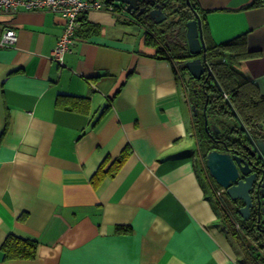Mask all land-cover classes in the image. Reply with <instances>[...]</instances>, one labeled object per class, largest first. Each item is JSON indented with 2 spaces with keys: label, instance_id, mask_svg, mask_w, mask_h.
<instances>
[{
  "label": "crops",
  "instance_id": "1",
  "mask_svg": "<svg viewBox=\"0 0 264 264\" xmlns=\"http://www.w3.org/2000/svg\"><path fill=\"white\" fill-rule=\"evenodd\" d=\"M198 3L206 45L246 33L240 70L264 92V0ZM78 23L60 63L64 17L0 8V39L18 35L0 45V264L263 261L201 159L175 60L128 5ZM9 236L35 257H5Z\"/></svg>",
  "mask_w": 264,
  "mask_h": 264
},
{
  "label": "trees",
  "instance_id": "2",
  "mask_svg": "<svg viewBox=\"0 0 264 264\" xmlns=\"http://www.w3.org/2000/svg\"><path fill=\"white\" fill-rule=\"evenodd\" d=\"M167 3L165 12L168 17L161 23H155L147 14L138 15L136 10L131 12L136 14L145 26L147 40L158 44L161 55L172 57L178 66L187 99L192 107L193 134L199 143L201 159L206 164L209 151L224 150L229 141L242 142L248 140V136L258 138L264 135V92L255 80L240 70V62L255 53L247 49L246 33L207 45V61L214 77L205 73L201 79H196L185 63L197 56L190 52L188 46L168 44L166 40L175 27L186 38L187 22L194 18V11L201 14L203 11L198 0H168ZM206 119L208 127L215 125L219 132L207 129ZM219 137L225 139L224 145L218 143ZM211 179L215 181L214 178ZM215 186L219 189L216 181ZM221 202L226 206L224 200ZM235 230H238L236 226ZM241 230L247 236L255 233L254 229L245 224L241 225ZM260 247L264 250V244ZM3 249L7 258H33L36 255L37 243L9 236Z\"/></svg>",
  "mask_w": 264,
  "mask_h": 264
},
{
  "label": "water",
  "instance_id": "3",
  "mask_svg": "<svg viewBox=\"0 0 264 264\" xmlns=\"http://www.w3.org/2000/svg\"><path fill=\"white\" fill-rule=\"evenodd\" d=\"M125 2L129 9L135 11L139 8L140 0H119ZM148 2L149 0H141ZM146 7H141L139 14L143 13ZM147 15L152 18L155 23H161L167 19L168 15L163 10V5L157 3L156 7L151 9ZM195 18L187 22V32L186 41H183V46H188L190 52L197 56L185 63L189 72L196 79H201L205 73L209 76L214 74L207 61V45L204 39L202 18L197 11H194ZM205 125L207 129L208 120H205ZM215 132H219V129L212 125L211 127ZM253 145L256 148L257 153L261 156L264 161V139H252ZM206 165L209 169L210 175L217 181V183L225 188L226 193L231 197V199L242 198L245 200L246 205L240 209V213L244 219H247L250 214V197L249 189L251 182L253 180V175L247 177L243 181H239L237 184H233L236 181L239 172H248L246 164H241L240 158L237 156H232L230 153L220 152L216 149L209 151L206 157Z\"/></svg>",
  "mask_w": 264,
  "mask_h": 264
},
{
  "label": "flooded vegetation",
  "instance_id": "4",
  "mask_svg": "<svg viewBox=\"0 0 264 264\" xmlns=\"http://www.w3.org/2000/svg\"><path fill=\"white\" fill-rule=\"evenodd\" d=\"M168 0H149L148 2H144L140 0L139 8L136 10L138 15L147 14L151 9L156 7L157 3H161L163 5V10L168 5ZM146 7V10L139 14L140 8ZM187 39L183 37L181 32L177 27L173 28L170 34L167 35L166 42L174 43L175 45L183 46V41ZM211 131H214L211 127L209 128ZM264 139V135L260 137L253 138L252 136H248V140H244L242 142L229 141L224 150H219L220 152L230 153L232 156H237L240 158L241 164H246L248 168V172L245 173L243 171L239 172V175L233 184H237L239 181H245L247 177L253 175V180L251 182V186L249 189V197L251 201L250 205V214L247 219H244L240 213V209L246 205V202L242 198L231 199V197L226 193L225 188L221 187L217 190H220L221 193L217 194L220 197V201H222V195L225 194L224 201L225 207L231 215H236L240 217L241 221H234V225L238 230L244 233L241 230V225L245 224L250 229H254L255 233L253 235H249V240L252 244L259 243V245L264 244V161L261 159V156L257 153L256 148L253 145L252 139ZM218 143L225 144V139L217 138ZM218 150V149H217ZM217 192V191H216ZM227 194V196H226ZM227 199V200H226ZM222 203V202H221ZM232 219V217H231ZM245 234V233H244ZM256 236V237H255ZM257 240V241H256Z\"/></svg>",
  "mask_w": 264,
  "mask_h": 264
},
{
  "label": "built area",
  "instance_id": "5",
  "mask_svg": "<svg viewBox=\"0 0 264 264\" xmlns=\"http://www.w3.org/2000/svg\"><path fill=\"white\" fill-rule=\"evenodd\" d=\"M29 10L52 11L65 19V26L57 45L53 50V59L60 63L66 52L71 49L75 41L76 30L79 26L78 17L83 12L105 10L111 12H124L127 4L119 0H0V8L7 13H16L19 8ZM18 39L14 29L9 28L0 39L1 46H10ZM222 190V188L220 189ZM217 190V194L221 191ZM259 264H264V259Z\"/></svg>",
  "mask_w": 264,
  "mask_h": 264
},
{
  "label": "rangeland",
  "instance_id": "6",
  "mask_svg": "<svg viewBox=\"0 0 264 264\" xmlns=\"http://www.w3.org/2000/svg\"><path fill=\"white\" fill-rule=\"evenodd\" d=\"M226 196H227V194H226ZM222 197H225V194H223ZM225 198H226V197H225Z\"/></svg>",
  "mask_w": 264,
  "mask_h": 264
}]
</instances>
